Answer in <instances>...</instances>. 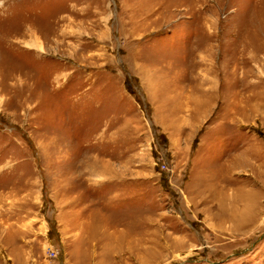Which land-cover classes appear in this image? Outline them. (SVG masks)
Returning <instances> with one entry per match:
<instances>
[{
  "label": "rangeland",
  "instance_id": "1",
  "mask_svg": "<svg viewBox=\"0 0 264 264\" xmlns=\"http://www.w3.org/2000/svg\"><path fill=\"white\" fill-rule=\"evenodd\" d=\"M0 264H264V0H0Z\"/></svg>",
  "mask_w": 264,
  "mask_h": 264
},
{
  "label": "built area",
  "instance_id": "2",
  "mask_svg": "<svg viewBox=\"0 0 264 264\" xmlns=\"http://www.w3.org/2000/svg\"><path fill=\"white\" fill-rule=\"evenodd\" d=\"M158 160L160 162V168L166 172H172V169L170 167V165L168 164V162L164 159V157L162 155H160L158 157Z\"/></svg>",
  "mask_w": 264,
  "mask_h": 264
}]
</instances>
